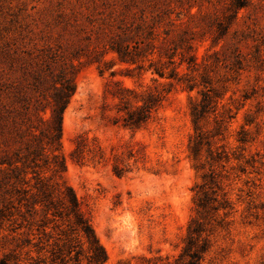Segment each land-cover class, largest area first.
<instances>
[{
  "label": "rangeland",
  "instance_id": "374dc122",
  "mask_svg": "<svg viewBox=\"0 0 264 264\" xmlns=\"http://www.w3.org/2000/svg\"><path fill=\"white\" fill-rule=\"evenodd\" d=\"M229 1L0 0L1 122L10 124L25 99L35 100V76L50 84L75 64L76 90L63 119L65 178L106 247V264H182L194 187L203 173L189 152V98L197 91L189 92L185 79L170 85L151 70L140 74L136 65L115 61L110 45L119 36L132 43L152 40L142 44L144 54L155 60L161 54L163 61L169 48L189 40L198 61L209 64L213 85L224 93L217 111L224 118L220 143L241 158L222 169L232 207L224 226L214 225L200 264H264V1L242 9L224 33L219 21ZM236 55L244 60L242 69L234 64ZM180 69L197 73L186 64ZM115 81L172 91L134 129L123 124L119 100L106 91L116 89ZM202 127L213 135L215 115ZM240 136L248 141L239 142ZM77 138L83 150L75 157Z\"/></svg>",
  "mask_w": 264,
  "mask_h": 264
},
{
  "label": "trees",
  "instance_id": "16d2710c",
  "mask_svg": "<svg viewBox=\"0 0 264 264\" xmlns=\"http://www.w3.org/2000/svg\"><path fill=\"white\" fill-rule=\"evenodd\" d=\"M256 1L230 0L228 12L219 21V29L228 32L233 20L239 19L240 11ZM152 43V40L142 39L132 43L119 36V40L110 45V51L115 54V61L136 65L140 74L151 70L159 77L169 78L170 85L182 84L185 79L186 89L197 91L198 96L189 98L193 124L189 152L194 168L203 173L194 187L195 215L187 227L178 261L200 264L211 248L214 225L223 227L222 222L232 207V200L223 188L222 169L232 158L239 160L241 154L232 153V157L226 145L220 143L224 118L217 115V111L224 93L213 85V78L207 71L210 66L198 61L194 45L189 40H181L164 53L167 60L163 61L161 54L156 60L144 54V46ZM145 60L149 61L148 67ZM243 62L236 55V68L242 69ZM184 64L188 70L197 72L196 75L183 72L180 66ZM201 66L203 71H199ZM167 68H170L169 73ZM75 74V64H72L62 68L56 78L52 77L50 84L47 77L35 76L31 86L36 93L35 100L25 99L21 110H17L19 117H14L10 124L0 121V195L3 198L0 201V264H106L108 260L106 247L65 178L63 119L76 90ZM115 85L116 89L107 88L106 91L119 100L118 112L123 124L134 129L145 125L172 91L162 84L129 88L115 81ZM211 114L215 115L216 127L210 136L202 122ZM238 140L248 141L246 136ZM74 144L76 157L83 148L78 138ZM113 169L116 174L123 175L120 167Z\"/></svg>",
  "mask_w": 264,
  "mask_h": 264
}]
</instances>
